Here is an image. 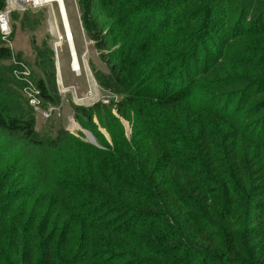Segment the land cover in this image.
Listing matches in <instances>:
<instances>
[{
    "label": "trees",
    "instance_id": "obj_1",
    "mask_svg": "<svg viewBox=\"0 0 264 264\" xmlns=\"http://www.w3.org/2000/svg\"><path fill=\"white\" fill-rule=\"evenodd\" d=\"M76 3L116 99L40 135L0 34V264H264V0Z\"/></svg>",
    "mask_w": 264,
    "mask_h": 264
},
{
    "label": "rangeland",
    "instance_id": "obj_2",
    "mask_svg": "<svg viewBox=\"0 0 264 264\" xmlns=\"http://www.w3.org/2000/svg\"><path fill=\"white\" fill-rule=\"evenodd\" d=\"M63 2L72 33L71 43L78 69L72 67L70 44L64 37L61 17L55 2L41 8H28L24 12L14 13L10 23L9 40L4 42V45L9 47L14 55L11 63L17 66L16 75L23 86L26 84L24 78L36 88L34 79L43 80L55 103L43 101L41 103L48 105L47 107H57L51 114L46 111L47 107L34 109L36 131L40 135L53 136L63 128L73 136L90 143L84 135V132L89 131L79 122L84 116L78 114L75 108L90 107L96 102L104 104L109 99H116V95L101 88L95 78L96 73L108 76L109 71L103 53L95 48L94 41L81 27L76 0ZM75 43L78 48H75ZM50 56L53 59L55 77L50 74ZM112 112L115 113L114 110ZM77 114L79 119L75 117ZM121 122L126 136L129 137L130 123L126 120ZM92 123L106 139H109L106 131L100 127L97 116L92 117Z\"/></svg>",
    "mask_w": 264,
    "mask_h": 264
},
{
    "label": "built area",
    "instance_id": "obj_3",
    "mask_svg": "<svg viewBox=\"0 0 264 264\" xmlns=\"http://www.w3.org/2000/svg\"><path fill=\"white\" fill-rule=\"evenodd\" d=\"M49 0H5V4L3 9L0 11V34L2 36L3 42H8L9 36L11 33L10 23L12 15L16 12H24L28 8H41L48 4H50ZM57 11L60 17L66 15L65 9L62 11V9L57 6ZM61 25L64 29V37L66 40L71 38V34H67L65 31L64 25L62 23L61 19ZM72 41V40H70ZM24 81L26 84L23 86L22 90L25 95V97L28 100L29 105H31L34 108H38L40 105V99H39V90L36 87H32L31 82L29 80H26L24 78ZM57 108V107H56ZM52 106L47 107L46 111H48V114H51L55 112L57 109ZM44 112V111H43Z\"/></svg>",
    "mask_w": 264,
    "mask_h": 264
},
{
    "label": "bare ground",
    "instance_id": "obj_4",
    "mask_svg": "<svg viewBox=\"0 0 264 264\" xmlns=\"http://www.w3.org/2000/svg\"><path fill=\"white\" fill-rule=\"evenodd\" d=\"M49 2H55L57 4V6H59L62 9V11L65 9L63 0H49ZM61 19H62V23H63L64 28H65V31L67 32V34H71V38L68 39L67 41L66 40L65 41L68 44H70V53H71V58H72V67H73V69H75V68L78 69V64H77V61H76V59H75V57L73 55L74 51H73L72 43L70 41V40H72V33H71L70 26H69V21L67 20V16L64 15V14L61 17ZM75 56H76V54H75Z\"/></svg>",
    "mask_w": 264,
    "mask_h": 264
},
{
    "label": "water",
    "instance_id": "obj_5",
    "mask_svg": "<svg viewBox=\"0 0 264 264\" xmlns=\"http://www.w3.org/2000/svg\"><path fill=\"white\" fill-rule=\"evenodd\" d=\"M73 55H74V57L76 59V56H75L74 52H73ZM84 135H85L87 141H89L93 145H97L94 137L89 132H84Z\"/></svg>",
    "mask_w": 264,
    "mask_h": 264
}]
</instances>
